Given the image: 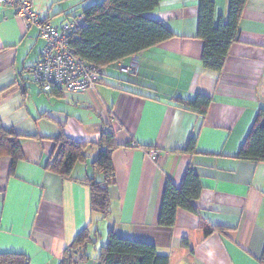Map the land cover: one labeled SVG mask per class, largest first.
<instances>
[{
    "label": "crops",
    "instance_id": "crops-1",
    "mask_svg": "<svg viewBox=\"0 0 264 264\" xmlns=\"http://www.w3.org/2000/svg\"><path fill=\"white\" fill-rule=\"evenodd\" d=\"M80 1L32 0V8L59 24L90 5L77 7ZM198 2L160 0L150 16L174 37L124 59L135 74L108 68L101 83L74 93L44 92L31 82L43 40L13 8L0 6V123L21 135L24 155L12 173L10 159L0 158V253L59 264L88 227L105 243L110 229L151 243L169 264H264V163L236 157L264 100V0L246 1L238 41L219 73L201 63ZM215 8L226 16L228 0H215ZM195 94L212 99L205 116L174 102ZM108 125L120 147L111 155L115 177L102 218L90 209L86 184L96 149L89 147L65 178L47 164L53 137L95 142ZM191 138L195 152L185 150ZM188 167L201 186L198 215L178 210L172 227L160 226L166 180L179 186ZM200 218L215 231L205 235ZM105 243L79 264H97Z\"/></svg>",
    "mask_w": 264,
    "mask_h": 264
},
{
    "label": "trees",
    "instance_id": "trees-1",
    "mask_svg": "<svg viewBox=\"0 0 264 264\" xmlns=\"http://www.w3.org/2000/svg\"><path fill=\"white\" fill-rule=\"evenodd\" d=\"M246 1L228 0L227 14L223 16L216 13L215 0H199L196 37L203 43L201 63L205 69L216 73L223 69L231 44L238 41V25ZM159 4L160 0H103L83 9L81 14L84 25L70 45L84 60L101 68L96 85L105 78L107 67L115 66L121 71L124 59L174 37V33L164 22L150 16ZM136 72L137 70L124 73L131 75ZM211 101L209 96L203 94H195L188 99L174 98L176 106L202 116H205ZM52 140L54 150L47 167L64 178L70 174L77 161L85 159L89 147L96 149L90 161L92 176L86 180L90 209L102 218L108 216L109 189L115 177L111 155L120 147L113 128L110 125L103 126L95 142L73 140L62 133ZM185 150L195 152L194 138L189 140ZM2 157L10 159L12 173L24 155L21 135L0 123V158ZM236 157L264 163V100ZM200 191L199 178L191 167L187 168L179 186L166 180L158 224L172 227L178 210L198 215L194 203L199 199ZM199 221L205 235L215 231L203 219L200 218ZM216 230L221 232L222 228ZM88 231L86 227L75 236L65 248L59 264H79L90 258L87 251L89 248L96 249L99 236H91ZM95 260L97 264H169L168 256L159 254L153 244L120 237L113 229L108 230L106 243L98 247ZM0 264L30 262L28 256L23 254L0 253Z\"/></svg>",
    "mask_w": 264,
    "mask_h": 264
},
{
    "label": "built area",
    "instance_id": "built-area-1",
    "mask_svg": "<svg viewBox=\"0 0 264 264\" xmlns=\"http://www.w3.org/2000/svg\"><path fill=\"white\" fill-rule=\"evenodd\" d=\"M0 6L13 8L15 16L27 28L36 27L43 40L44 47L30 71L32 83L44 92L53 89L68 93L86 92L96 86L101 68L84 60L70 45L84 25L82 14L53 24L33 10L32 0H0ZM120 69L125 73L136 71L135 64L121 65Z\"/></svg>",
    "mask_w": 264,
    "mask_h": 264
},
{
    "label": "rangeland",
    "instance_id": "rangeland-1",
    "mask_svg": "<svg viewBox=\"0 0 264 264\" xmlns=\"http://www.w3.org/2000/svg\"><path fill=\"white\" fill-rule=\"evenodd\" d=\"M102 1H103V0H81L80 3L77 5V7H80V6H87V5H89V4L91 5L92 3H95V2H96V3H100V2H102ZM108 68H110V69L112 68V69H113V68H116V67H115V66H114V67L109 66V67H107V68L105 69V72L108 71ZM115 71H116V70H115ZM116 72H118V71H116ZM118 73H120V72H118ZM94 229H95V227L93 228V230H94ZM88 230H89V229H88ZM91 231H92V230H89L88 232L91 233ZM104 239H105V238H104ZM104 239L100 240L99 237H98V240H97V242H96L97 246L100 245L101 243H105V240H104ZM90 247H91V246H90ZM92 252H93V251H92ZM92 252H91V253H92Z\"/></svg>",
    "mask_w": 264,
    "mask_h": 264
}]
</instances>
